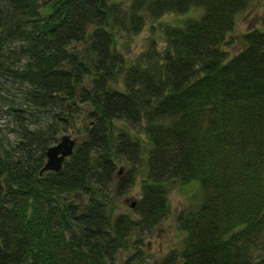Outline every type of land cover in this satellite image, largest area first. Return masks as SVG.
<instances>
[{
    "label": "trees",
    "instance_id": "obj_1",
    "mask_svg": "<svg viewBox=\"0 0 264 264\" xmlns=\"http://www.w3.org/2000/svg\"><path fill=\"white\" fill-rule=\"evenodd\" d=\"M249 1L0 0V264H264V7L229 35ZM167 12L160 48L116 51V29ZM76 112L71 152L39 173ZM177 184L200 197L176 213L178 248L147 261Z\"/></svg>",
    "mask_w": 264,
    "mask_h": 264
},
{
    "label": "rangeland",
    "instance_id": "obj_2",
    "mask_svg": "<svg viewBox=\"0 0 264 264\" xmlns=\"http://www.w3.org/2000/svg\"><path fill=\"white\" fill-rule=\"evenodd\" d=\"M115 1V0H114ZM126 0H118L120 3H125ZM264 7V3L262 0H250L247 4V8L243 11H238L236 14L235 22L233 24V29L229 32V35H236L240 31H246L249 29V26L255 25L257 21V15L260 10ZM180 13H171L167 12L166 14L157 16L156 19L150 20L146 19L141 28L137 31L136 34H125L122 33L119 29L114 31L113 43H115V49L119 53L122 54L123 58L134 57L137 55L139 50H142L143 46L146 45L147 40L149 38L153 39L156 42V48H160L163 43L161 39V31L160 28L167 24H175L180 17ZM236 42V41H235ZM232 40L229 41L225 46L222 47L227 51V54L235 52L237 44ZM120 86V84L118 85ZM3 108H0V126L2 130L6 133V135H10L12 131H9L12 127V123L10 121L9 115L6 112L1 111ZM82 115L80 112H76V116L74 117L73 125L67 129V132L70 135H76L77 131L82 130ZM11 138L12 144L15 145L14 139H20L19 137L9 136ZM16 146V145H15ZM117 169L120 167L119 163H115ZM137 179L134 180V183L130 190L126 191L123 197L116 202V207L121 210H124L126 205L131 201L137 198V189L139 185H137ZM196 189L194 186L189 187L187 185H175L169 191L166 192V200L169 204V208L166 213V217L159 221L152 230H149L147 236L142 241L141 244V252L143 257L148 260H156L165 254L168 249H176L180 244V239H182L181 231L178 229V224H176V213L178 210H184L189 205H194L197 199L200 197L199 194L196 193ZM198 197V198H197ZM124 199V202L120 201ZM120 203V204H119ZM264 230V227H263ZM264 241V233L262 236ZM256 244V243H255ZM259 246V245H258ZM255 248V247H254ZM261 246L256 249V253L260 254L262 249ZM260 249V250H259ZM118 255L123 256V252H118Z\"/></svg>",
    "mask_w": 264,
    "mask_h": 264
},
{
    "label": "water",
    "instance_id": "obj_3",
    "mask_svg": "<svg viewBox=\"0 0 264 264\" xmlns=\"http://www.w3.org/2000/svg\"><path fill=\"white\" fill-rule=\"evenodd\" d=\"M75 138L68 133H61L58 139L47 145L44 154L45 160L39 169V173L43 170H58L65 156H67L72 149ZM133 201L128 203L132 207Z\"/></svg>",
    "mask_w": 264,
    "mask_h": 264
}]
</instances>
